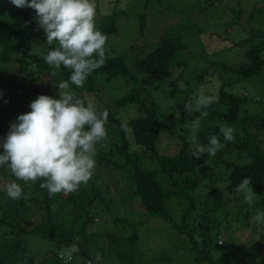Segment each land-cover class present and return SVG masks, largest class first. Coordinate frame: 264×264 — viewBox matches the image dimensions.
Returning <instances> with one entry per match:
<instances>
[{"label": "trees", "instance_id": "obj_1", "mask_svg": "<svg viewBox=\"0 0 264 264\" xmlns=\"http://www.w3.org/2000/svg\"><path fill=\"white\" fill-rule=\"evenodd\" d=\"M144 1L146 6L150 2ZM160 1L156 0L157 3ZM237 3L240 5V0ZM231 11L236 17L241 13L240 8ZM121 14L130 18L129 12L120 13L117 10L99 18L96 29L105 34L107 40L118 33V17ZM34 16L26 10L9 16L7 11L0 8V138L6 136L18 115L31 111L30 97L35 100L39 95H46L58 99V88L53 90V84L67 80L70 75V70L63 65L55 70L44 62L43 56L57 44H46L45 34L42 29L37 30ZM135 17L137 29L143 34L147 13L140 12ZM200 32L197 24L182 21L167 26L155 45L151 44L152 50L149 52H145L149 45L143 40L140 44L130 45L127 52L123 51L124 54L115 53L114 48H111L112 51L105 50L106 63L87 78L82 88L75 85L71 88L82 99L90 96L86 93H94L101 105L100 111L107 109L109 112L105 141L110 143V148L105 150L101 144L97 145L95 160L98 167H112L126 173L133 186V194L121 197L122 204L168 221L174 233L185 239V250L194 264H233L231 256L235 251L228 250V240L218 242L222 236L220 228L223 217L227 216L225 213L230 209L233 211L234 206L250 207L252 213L257 207L264 209V203L261 206L255 201V209L244 203L243 195L235 191L244 177L251 178V187L256 194L264 191V148L250 130V122L262 127L264 119L255 113L246 114L252 97L239 91L246 79L259 77L264 82V40L251 43L244 51V61L235 66L207 58L202 62V65H206L189 67L187 59H179V56L171 63L177 51L186 47L184 37ZM126 53L129 54L128 58ZM171 68H179L178 73L171 75ZM32 71L47 80L42 82ZM118 80H123L129 89L122 95L112 94V91L107 93L106 96L113 95L110 103H107L98 92L102 85L117 89L120 86ZM208 80H215L218 103L206 109L209 113L206 117H201L195 111L188 114L183 108L178 120L190 132L193 131L192 122L200 119V127L194 136L196 143L205 145L210 136L219 134V124L238 126L241 123L240 128L236 129L235 143H227L215 156L204 154L196 158L191 155L195 146L181 135V142L177 143L173 154L162 153L159 141L166 126L165 117L159 103L148 97L149 84L159 82L164 96L184 105L191 100L193 93H197L195 88H200V84L204 87ZM181 82L182 89L179 87ZM142 83L146 85L142 86ZM187 86L192 89L190 94L185 93ZM256 102L264 105V99ZM129 109L131 111L128 112ZM137 111L141 113L139 116L129 115ZM220 140L223 142L222 135ZM113 149L118 156L115 157ZM0 152H3L2 148ZM229 155L234 157L227 158ZM217 164L225 168V178L215 175L212 178ZM205 173L207 178L203 181ZM98 175L99 171H96L94 179L87 185H81L78 191L59 193L53 198H49L46 189L40 188L42 181H37L30 188L25 182L17 181L30 197L27 202L11 200L0 189V264H49L44 257L36 259L34 251L31 254L27 251L31 245L29 241L33 239L41 242L39 244L56 246L62 252L70 245H76L79 251L74 255L83 257L87 264H105L103 245L97 249L92 243L97 235L91 231L92 224L109 243L108 249L114 255L112 264H180L167 251L141 261L137 223L113 211L109 206L111 200L105 198L109 187L104 191L96 187ZM0 179L3 182L16 178L6 168H0ZM136 197H139L141 205ZM225 197L227 200H224ZM101 203L106 204L104 213L97 206ZM97 216L100 220L95 221ZM125 226L132 227L131 233H119L116 238L112 228L122 230ZM225 226L226 223L223 228ZM254 233L258 232L253 230ZM258 235L264 243V231ZM48 252L52 264H64L62 257L51 253L52 249ZM242 258L244 264L254 260L251 252H246Z\"/></svg>", "mask_w": 264, "mask_h": 264}, {"label": "rangeland", "instance_id": "obj_2", "mask_svg": "<svg viewBox=\"0 0 264 264\" xmlns=\"http://www.w3.org/2000/svg\"><path fill=\"white\" fill-rule=\"evenodd\" d=\"M92 2L96 6V16L94 17L96 27L99 18L110 13L112 10L120 11V13L124 11L130 13V18L125 17L124 14L118 17L119 31L117 34L109 37L104 46L105 50L108 51H112L111 48H114L117 54H124V52L128 51L130 45L140 44L142 40L149 45L145 50V52H149L150 49L152 50V46L155 45L159 36L165 33L167 26L179 24L182 21L185 23L197 24L201 32L199 34L184 37L186 47L183 50L177 51L172 57L171 63L179 56V59H187L186 63H188L189 67L192 65L201 66L202 62H205L207 58L215 61H226L230 65L235 66L244 61V51L251 43L264 40V10H262L264 0H240V5H238L237 0H199L198 2H196V0H161L160 3H157L156 0H150L147 6L144 0H92ZM170 6L173 7L170 8ZM0 8L7 11L9 16L17 15L22 10H26L30 15H35V10L30 8H16L9 0H0ZM239 8L241 9V13L239 17H236L231 9L237 10ZM144 11L147 13L146 27L143 34H141L137 29L138 22L135 15ZM152 43L154 44L151 46ZM32 47L35 48L36 46ZM126 54L128 58L129 54ZM178 69L179 68H171L169 72H171V75L174 73L177 74ZM32 73L38 76L37 79L42 82L47 80V78L39 76L37 72L32 71ZM124 83L123 80H118L120 86H117V89L102 85L98 93L101 97H105L104 99L107 103H110V97L112 98L113 95L106 96V94L111 91L112 94L116 95L124 94L129 89V86ZM143 85L146 84L142 83V86ZM55 87L56 84H53V90H55ZM149 87L150 91H148V97L159 103L160 111L165 117L166 126H164L159 141L160 151L162 153L173 154L177 147V143L181 142V135H184L185 139L190 140L192 145L195 146L197 144L194 136L195 132H187L185 128H183L184 125L178 120L184 105L181 102L179 103L176 99L164 96V92L161 90L162 85L159 82H155L154 84L151 83ZM199 87L200 88H195L196 92L203 88L206 94L217 95L215 80H208L204 87L203 85L201 86V84ZM240 87H242V89H239V91L242 94L247 93L249 98L252 97L247 107L248 111H246V114L255 113L256 116H263L264 119V105L256 102L259 99H264V82L259 80V77H254L244 80ZM191 90L190 86L185 87V93L187 92V94H190ZM86 94L90 95L88 98H91L97 109L100 110L99 107H101V105L97 102L94 93ZM194 96L193 93L191 95V100ZM33 100L32 97L29 98V102ZM129 111H131V109H129L128 112ZM140 114L139 111L129 113L132 117H137ZM242 115L244 116V113H242ZM240 126L241 123H239L238 126L236 125L235 129H239ZM250 130L252 134H255L261 141L262 147L264 148V125L262 127H256L250 122ZM101 145L105 150L110 148V143L105 140ZM112 151L115 157L118 156L114 149ZM226 157L233 158L234 156L229 155ZM224 170L225 168L223 166H218V164L215 165L212 178H214V175L218 178H225ZM96 171H99L98 178L95 181L96 187L103 189V191L106 190V187H109L107 188L109 193L107 194L106 192L105 197L107 200H111V202L109 201V206L113 208V211L118 216H124L127 220L137 223L140 243L139 249L141 251L140 253H142L141 261L145 262L149 256L151 258L161 251H167L175 261H180V264L193 263L192 257L190 258V254L185 250V239L181 236L179 238L174 233V229L168 221L157 215H148L145 211L144 213L122 204L120 200L121 197H129L133 194V186L128 181L124 171L112 167H98L97 164L95 172ZM207 174H203V181H206ZM8 181L11 180H3V182H1L0 179V189L4 190ZM222 186L224 187V183H222ZM117 187H119V189H116ZM256 195L258 197L256 200L257 203L262 206L264 203V191ZM133 198L135 199V196H133ZM137 198L138 204L141 205L139 197H136V199ZM224 200H227V197H225ZM174 203L175 201H173V204ZM229 203L233 205V202L230 200ZM134 204L130 203V205ZM97 206L102 210L101 212L106 211L105 203H101ZM252 207L255 209L257 206L252 205ZM174 208L178 209V206L174 205ZM234 208L235 209H232L233 211L230 209L228 213H225L227 216L223 217L224 221L220 228V234H222L221 238L224 243L228 240V250L231 252L235 251V254L231 256L233 257V264H244V257L242 258V256L246 252H251L253 255V264H264V243L260 240L258 235L259 232L264 231V226H257L250 223V218L253 215V213L250 212L252 208L249 209L250 207H248V209H246L245 207L242 208L238 206H234ZM257 209L264 211L263 208L257 207L256 210ZM29 213H33V211ZM237 216L239 219L241 218V221L237 219ZM98 220H100L99 216L95 218V221ZM225 223L226 228H223ZM253 230H256L258 233L253 234ZM91 231L97 233L94 241H92L93 245L97 247V249L100 245L104 247L105 251L102 256L106 261L105 264H112L114 255L108 249L109 243L104 239V236L97 230L94 224H92ZM131 231L132 227L130 226H125L122 230L112 228V232H115L116 238H118L119 235L117 234L119 233L130 234ZM29 243L31 245L28 244V247L31 249L29 250L28 248L27 251L29 254L34 251L36 259L44 257L48 260L49 264H52L48 252L49 249H52L51 253L62 257L63 252L58 250L56 246L45 243L39 244L41 242L37 239L29 241ZM96 254L99 255L100 252H96ZM115 262L117 263V261ZM197 263L198 262H196V264ZM247 263L252 264L250 262ZM69 264H87V260L80 255L73 254Z\"/></svg>", "mask_w": 264, "mask_h": 264}, {"label": "clouds", "instance_id": "obj_3", "mask_svg": "<svg viewBox=\"0 0 264 264\" xmlns=\"http://www.w3.org/2000/svg\"><path fill=\"white\" fill-rule=\"evenodd\" d=\"M9 2L16 8L35 10L37 30H43L46 44H57L43 56L44 62L55 70L63 65L70 75L56 85L58 99L39 95L30 102L31 111L18 115L6 136L0 138V168H6L16 178L5 185V194L14 201L29 200L17 181L25 182L29 188L42 181L39 186L47 190L49 198L76 192L95 177L97 145L107 138L109 112L98 110L91 98L78 97L71 86L82 88L87 78L106 63L107 36L96 29V6L92 0ZM179 87L183 88L182 82ZM215 103L218 96L208 95L201 88L184 103V109L188 114L195 111L206 117V109ZM200 124V119L192 122L194 132ZM218 127L219 134L210 136L206 145H195L192 157L215 156L227 143H235L234 126L222 123ZM235 191L243 195V202L248 205L258 199L250 177H244ZM250 223L264 226V211L257 209ZM78 251V246L70 245L62 253L64 264H69Z\"/></svg>", "mask_w": 264, "mask_h": 264}, {"label": "built area", "instance_id": "obj_4", "mask_svg": "<svg viewBox=\"0 0 264 264\" xmlns=\"http://www.w3.org/2000/svg\"><path fill=\"white\" fill-rule=\"evenodd\" d=\"M222 241H223V240H222V238L220 237V238H219V240H218V242H220V243H221Z\"/></svg>", "mask_w": 264, "mask_h": 264}]
</instances>
